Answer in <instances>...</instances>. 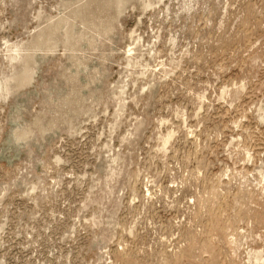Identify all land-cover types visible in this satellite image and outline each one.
<instances>
[{
  "label": "rangeland",
  "instance_id": "374dc122",
  "mask_svg": "<svg viewBox=\"0 0 264 264\" xmlns=\"http://www.w3.org/2000/svg\"><path fill=\"white\" fill-rule=\"evenodd\" d=\"M0 264H264V0H0Z\"/></svg>",
  "mask_w": 264,
  "mask_h": 264
}]
</instances>
